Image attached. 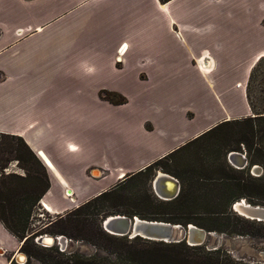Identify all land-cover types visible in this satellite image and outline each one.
<instances>
[{
	"label": "crops",
	"instance_id": "0c3cea01",
	"mask_svg": "<svg viewBox=\"0 0 264 264\" xmlns=\"http://www.w3.org/2000/svg\"><path fill=\"white\" fill-rule=\"evenodd\" d=\"M42 43L45 63L30 67L40 78L14 79L13 57V79L0 80V133L23 137L41 159L51 182L43 199L63 215L218 124L253 115L264 0H0V70L6 53L36 55ZM112 110L110 130L99 117ZM21 245L0 222V264Z\"/></svg>",
	"mask_w": 264,
	"mask_h": 264
},
{
	"label": "trees",
	"instance_id": "16d2710c",
	"mask_svg": "<svg viewBox=\"0 0 264 264\" xmlns=\"http://www.w3.org/2000/svg\"><path fill=\"white\" fill-rule=\"evenodd\" d=\"M253 70L248 81V99L253 111L252 116L218 124L198 139L182 146L180 150L158 159L145 169L126 175L111 190L96 195L38 229L33 226L35 210L51 187L47 167L23 137L0 133V222L22 242L20 250L23 252H32L31 241H34L38 235L49 231L64 234L73 239L90 240L100 250L110 255L84 256L77 252L67 253L54 244L45 247L47 259H38L40 264H244L222 253L220 249L207 250L202 245L191 246L186 240L163 242L144 239L140 236L129 238L127 235H113L102 228L99 219L108 217V212L112 211L130 217L138 216L143 219L165 221L183 226L193 223L209 231L223 230L214 223L221 220L230 222L229 216L221 217L227 216L225 215L227 209L234 200L257 198L259 201L262 199L264 197L263 176L248 179L245 177L246 168H244L240 169L241 176H232L227 172L221 178V184L212 185L206 182L209 180L205 176L207 165L202 160L200 166L204 170L198 174L199 179L193 177L188 179L189 190L194 189L193 192L197 190L203 193L208 190H221L219 200H226L223 209L207 213L198 212L188 205V191L184 193L180 191L178 196L172 200H162L156 195L154 196L156 199H153V195L148 193L156 167L160 166L170 173L168 160L213 133H216L221 141H226L230 147L229 152L239 150L240 145L244 144L251 164L264 163V111H260L252 103L249 93ZM100 96L113 104L127 102L126 97L118 92L101 91ZM12 161L17 162L18 167L23 170L22 174L6 172ZM174 172L176 174H170L180 177V173ZM126 183H131L130 195H118V189ZM142 185L148 186L143 194L139 189ZM234 186L238 188L237 193L234 191ZM261 202L264 203V199ZM122 205L129 206L131 209L123 212L113 210ZM36 256L38 258V255ZM10 264L19 263L12 261ZM24 264H29V261L27 260Z\"/></svg>",
	"mask_w": 264,
	"mask_h": 264
},
{
	"label": "rangeland",
	"instance_id": "374dc122",
	"mask_svg": "<svg viewBox=\"0 0 264 264\" xmlns=\"http://www.w3.org/2000/svg\"><path fill=\"white\" fill-rule=\"evenodd\" d=\"M41 45H44V44L42 43L38 45V50L40 51H38L36 55L34 54L29 55V53L27 54L19 53L18 55L17 49L10 51L6 53L5 55H3L2 63L4 65H7V64L8 65H7V71L5 69L0 70L1 71L0 80L4 79L5 77H7V79H13L12 77L13 75L11 72V64H10L12 62L13 57H14V61L16 60L18 61V63H16V66L17 67L19 66V73L17 72L14 75V79L18 80L21 83V82H28L30 80V77L32 79L40 78L39 76L37 77L35 75L36 71L31 70L30 67L33 64L43 65L45 63L43 46ZM40 46H41V49L39 48ZM260 59L254 65L255 69L254 70L252 69L253 74H252L250 84H249V93H250V98H251L252 103L255 104L256 107L260 111H264V57H261ZM110 92H114V91H110ZM22 95L27 96L28 94L22 93ZM94 106H96V104H94ZM121 113H123V111ZM115 118H118V117L116 116ZM99 120L103 122L104 126L109 125L110 130H112L113 129V110L105 114L103 118L99 117ZM104 126H102L101 129ZM217 136L218 135L216 133L207 135L204 138H202V140L199 143H197L196 146H194L189 151H185L183 153L177 154L172 159L168 160V164L170 165V168H171L170 173L176 174L174 171H176L177 173H180V177L178 176L182 183L180 191L182 193L187 192V191L189 192V202H188L189 207L197 210L200 213H204V212L207 213L209 211L221 210L224 208V204L226 201V200H219V196L221 195V192H222L221 190H213V191L208 190V192L206 191V193H203L197 190L193 192L194 189L189 190L190 188L188 185L189 184L188 179L189 178L191 179V177L195 179H199L200 176H198V174L204 170V169H201V166H200L201 160L205 163V165H207L205 176L209 178V180H206V182H209V184H212V185L221 184L222 183L221 178L227 172L232 176H241L242 174L241 170L236 169L229 164L227 154L230 150V147L228 146L226 141L224 142L221 141L220 139H218ZM236 151L244 153L248 159L249 164L246 167L245 177L249 179V177L263 176L264 178V163L251 164L249 154L244 144H241L240 149ZM255 165H259L262 168V173H255L252 171V168ZM7 170L8 172L12 171V172L20 173V174L23 173V170L18 167L16 161L10 162ZM159 171H162L165 173L169 172L168 170H164L160 166L156 167L153 172L154 173L153 179L156 173ZM94 172L92 171V173ZM152 181H151L150 190H148V193L149 194L151 193L154 199L156 196H155V193H153L154 190L152 187ZM254 183H256V181H254ZM130 186H131V183L123 184L118 189L117 194L118 195H130ZM147 187H148L147 185L139 186V189L141 191L140 193L143 194L146 191ZM234 191L235 193L238 192V188L235 186H234ZM263 199L264 197H262V199H260L259 201L257 198H251V199H246V200L248 203L252 205H264V203L261 202ZM238 200L239 199L234 200L231 203V205L228 207L227 212L225 214L227 216L221 217V218H227L229 216L230 218L229 223L224 220L214 223L215 226L217 225L218 227H222L223 230H210L209 231L204 228L205 230L211 232L212 234L208 235L205 241L203 242V244L201 245L205 247V249L207 250L220 249L222 253L227 254L234 260L241 261L244 264H264V222H259L256 220L249 219L239 214V212L235 211L232 208V204ZM42 203H43V199L41 200L40 204L35 210L33 226L36 229L42 227L43 225L45 226L46 223H49L50 220L55 219L56 217L60 216L57 214H51L50 212L52 211H49L48 209L44 208L45 206H43ZM217 203H221V204L218 205ZM164 205H168V204H164ZM128 209H131V208L129 206H124V205L117 207V208H113V210H116L119 212H123ZM113 214L125 215L123 213H113L112 211L108 212L107 215L110 216ZM106 217L99 219V222L101 223L102 228H103V224H102L103 219H105ZM42 234H50L54 236L64 235V234L53 233L49 231H46ZM127 236L129 237V235ZM66 237L68 238V243L65 246H62L58 242H56L55 244L54 242V244L57 245L61 251H65L67 253L77 252L78 254H81L84 256H93L95 254H100L103 256H110L106 251L100 250L90 240L73 239L68 236ZM30 247H31L32 252L25 251L28 255L22 250H20L27 255L29 264H40V261L38 259H41V258L47 259L45 255L46 254L45 247L39 244L36 241V239L34 241H31ZM36 255H38V258ZM13 262L18 263L17 260H13Z\"/></svg>",
	"mask_w": 264,
	"mask_h": 264
},
{
	"label": "water",
	"instance_id": "95a60500",
	"mask_svg": "<svg viewBox=\"0 0 264 264\" xmlns=\"http://www.w3.org/2000/svg\"><path fill=\"white\" fill-rule=\"evenodd\" d=\"M235 156V159L233 157ZM228 160L231 163L237 165L239 169H244L248 166L249 162L247 157L244 153L239 151H230L227 154ZM236 159L242 160V165L236 163ZM252 171L255 173H262V168L259 165H255L252 168ZM162 173V174H160ZM167 175H170L167 177ZM177 185V191L173 194L163 195L160 192V189L166 187L170 192L173 184ZM152 187L155 194L162 200H172L176 198L181 189V183L178 178L175 176L159 171L156 173L153 181ZM68 192L72 193L70 188H67ZM242 200V198L240 199ZM246 200V199H245ZM247 201V200H246ZM237 202V201H236ZM235 203L232 204V208L239 212L235 208ZM241 210L243 213H239L242 216H245L249 219L256 220L259 222H264V205H256L253 206L252 204L247 205H240ZM122 216V217H121ZM116 218V216H115ZM108 222V223H107ZM103 228L110 234L113 235H129L130 238L140 236L144 239L152 240V241H163V242H179L182 240H186V242L191 246H197L203 244L205 239L208 235L212 233L205 230L204 228H200L193 223L187 224V226H183L181 224H173L170 222L159 221V220H148V219H136V216H125L119 215L117 219H108L106 217L103 219ZM41 235H38L35 239L38 243H42ZM50 237L55 239L56 242L60 243L62 246H65L68 243V238L64 235L54 236L51 235ZM53 240L48 242V244L42 243L44 246H52ZM19 256H15V259L18 261L19 264H24L27 262L28 257L22 251L18 252ZM20 256H24L20 259Z\"/></svg>",
	"mask_w": 264,
	"mask_h": 264
},
{
	"label": "bare ground",
	"instance_id": "6f19581e",
	"mask_svg": "<svg viewBox=\"0 0 264 264\" xmlns=\"http://www.w3.org/2000/svg\"><path fill=\"white\" fill-rule=\"evenodd\" d=\"M40 156L49 165V167H52L51 166L52 164L49 162V160L47 159V157L45 156V154H40ZM233 159H235V156L233 157ZM235 161H236V163L242 165V160L241 159L240 160L239 159H236ZM160 174H162V173H160ZM168 176H170V175H167V177ZM176 191H177V185L175 183L173 184L172 188L170 189V192L168 191V189L166 187H163L162 189H160V192L163 195L173 194V193H176ZM71 194L72 193L68 192V190H67V195H69L71 197L72 196ZM42 204H43V206H45L44 208L48 209L49 211H52L50 205H48L44 199H43V203ZM242 204L248 206L250 203H248L245 200V198H242V200L237 201L236 204H235V208L239 211V213H243L242 210H241V207H240V205H242ZM253 206H256V205H253ZM115 216H116V218H115ZM117 218H118V215H110V216H108V219H111V220L112 219H117ZM136 219H140V217L136 216ZM50 236L51 235L42 234L41 235V241L40 242L45 243V244H48V242H51V240H53V242H55V239L52 238V237H50ZM42 243H40V244H42ZM17 255L19 256V254H17ZM23 257L24 256H20V259H22Z\"/></svg>",
	"mask_w": 264,
	"mask_h": 264
},
{
	"label": "built area",
	"instance_id": "2783aa9c",
	"mask_svg": "<svg viewBox=\"0 0 264 264\" xmlns=\"http://www.w3.org/2000/svg\"><path fill=\"white\" fill-rule=\"evenodd\" d=\"M245 155V154H244ZM246 156V155H245ZM235 165V164H234ZM237 167V165H235ZM238 168V167H237ZM6 172H8V170L6 169ZM155 193V192H154ZM156 195V194H155ZM157 196V195H156ZM159 198V197H158Z\"/></svg>",
	"mask_w": 264,
	"mask_h": 264
},
{
	"label": "flooded vegetation",
	"instance_id": "af4514ba",
	"mask_svg": "<svg viewBox=\"0 0 264 264\" xmlns=\"http://www.w3.org/2000/svg\"><path fill=\"white\" fill-rule=\"evenodd\" d=\"M238 201H240V200H238ZM46 235H50V234H46ZM40 244V243H39ZM54 244V243H53ZM42 245V244H41ZM42 246H44V245H42ZM44 247H47V246H44Z\"/></svg>",
	"mask_w": 264,
	"mask_h": 264
}]
</instances>
